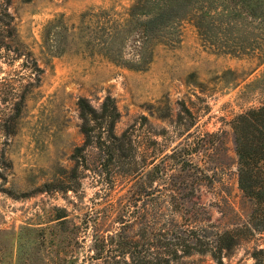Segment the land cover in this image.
Instances as JSON below:
<instances>
[{
	"label": "rangeland",
	"instance_id": "obj_1",
	"mask_svg": "<svg viewBox=\"0 0 264 264\" xmlns=\"http://www.w3.org/2000/svg\"><path fill=\"white\" fill-rule=\"evenodd\" d=\"M134 2L0 0V264H89L92 254L128 247L123 234L138 220L146 230L137 248L157 250L170 209L154 199L160 181L144 173L206 131L222 134L209 163L218 173L192 178L194 203L178 223L212 235L250 219L230 120L264 100L262 29L249 33L257 35L255 55L223 51L191 20L177 40L143 45L142 34L128 30ZM82 95L96 107L114 97V130L131 133L140 174L127 172L130 156L110 159L98 146L72 157L83 142ZM73 176L75 188L55 186ZM246 234L221 260L194 251L170 264H256L252 250L264 257V228Z\"/></svg>",
	"mask_w": 264,
	"mask_h": 264
},
{
	"label": "trees",
	"instance_id": "obj_2",
	"mask_svg": "<svg viewBox=\"0 0 264 264\" xmlns=\"http://www.w3.org/2000/svg\"><path fill=\"white\" fill-rule=\"evenodd\" d=\"M128 13L133 17L128 20V30L140 32L142 37L139 41L143 45L151 41L177 40L181 23L185 20L195 24L203 39L219 43L223 51L235 55L256 54L257 35H249L252 29L260 27L264 40V0H135ZM140 56L138 65L145 59L142 53ZM17 104L19 109V102ZM77 106L83 142L73 148L72 157L78 160L86 148L98 146L110 159L130 156L127 172L140 174L143 166L135 157L131 133L125 129L117 134L114 130L120 115L114 97L106 95L96 107L82 95L77 99ZM230 125L236 154L237 184L252 201L249 220L212 235L204 229L178 223L177 217L189 211L186 202L192 200L194 203L192 197L196 195L197 187L192 178H212L218 173V166L210 167L209 163L215 146L223 140L220 130L206 131L203 135H196L195 139L187 136L185 141L171 148L165 160L154 162L144 173L149 179L160 181L161 184L152 187L154 199L160 203L161 199L170 209L168 225L155 234L157 250L147 252L137 248V239L143 242L146 230L145 223L138 220L128 233L123 234V244L128 247L92 254L89 264H170L194 251L210 252L214 258L221 260L223 253L226 254L247 237V232L263 229L264 100L235 114ZM200 159L202 164L198 162ZM77 182L74 177L71 181L59 180L55 186L75 188ZM142 183H145L144 179ZM135 227H138L136 232ZM136 235L139 238L135 239ZM108 236L110 239V233ZM159 245L162 250H158ZM262 252V248L252 250L256 264H264Z\"/></svg>",
	"mask_w": 264,
	"mask_h": 264
}]
</instances>
